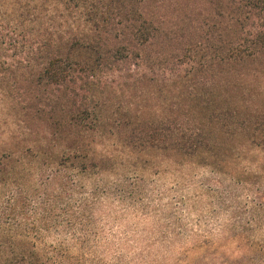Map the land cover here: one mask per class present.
I'll use <instances>...</instances> for the list:
<instances>
[{
  "label": "trees",
  "instance_id": "16d2710c",
  "mask_svg": "<svg viewBox=\"0 0 264 264\" xmlns=\"http://www.w3.org/2000/svg\"><path fill=\"white\" fill-rule=\"evenodd\" d=\"M261 73L264 0H0V86L38 128L0 148V264H119L76 197L113 146L253 189L232 224L264 264V182L239 178L264 177V159L239 165L264 155Z\"/></svg>",
  "mask_w": 264,
  "mask_h": 264
},
{
  "label": "rangeland",
  "instance_id": "374dc122",
  "mask_svg": "<svg viewBox=\"0 0 264 264\" xmlns=\"http://www.w3.org/2000/svg\"><path fill=\"white\" fill-rule=\"evenodd\" d=\"M259 75L250 82L264 92V73ZM10 93L0 86V148L9 143L19 147L35 143L37 135L36 126L19 120ZM110 150L113 157L103 172L76 188L77 198L94 203L89 216L90 229L96 234L93 245L99 246L106 262L254 264L249 245L239 242L232 224L243 215L242 207L253 189L241 191L226 175L207 168L168 164L160 154L134 157L118 146ZM263 156L254 152L239 165L254 167ZM28 160L29 165L46 167L39 159ZM239 178L264 182V177L255 180L247 174ZM21 216L14 215V221Z\"/></svg>",
  "mask_w": 264,
  "mask_h": 264
}]
</instances>
